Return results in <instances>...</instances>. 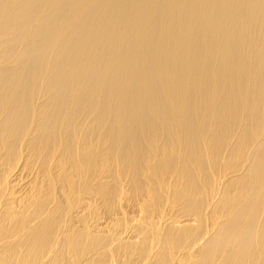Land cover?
<instances>
[{"label": "bare ground", "instance_id": "1", "mask_svg": "<svg viewBox=\"0 0 264 264\" xmlns=\"http://www.w3.org/2000/svg\"><path fill=\"white\" fill-rule=\"evenodd\" d=\"M0 264H264V0H0Z\"/></svg>", "mask_w": 264, "mask_h": 264}]
</instances>
